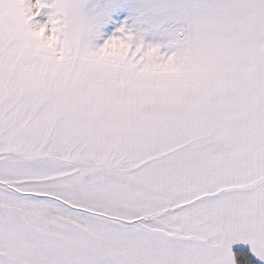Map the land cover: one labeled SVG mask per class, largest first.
<instances>
[{
    "label": "snow or ice",
    "instance_id": "1",
    "mask_svg": "<svg viewBox=\"0 0 264 264\" xmlns=\"http://www.w3.org/2000/svg\"><path fill=\"white\" fill-rule=\"evenodd\" d=\"M0 264H264V0H0Z\"/></svg>",
    "mask_w": 264,
    "mask_h": 264
}]
</instances>
